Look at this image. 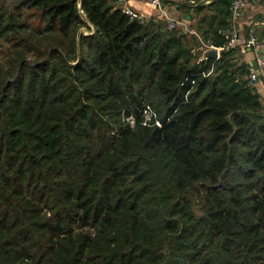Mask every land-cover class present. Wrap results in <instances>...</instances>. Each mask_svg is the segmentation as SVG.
<instances>
[{
    "label": "trees",
    "instance_id": "obj_1",
    "mask_svg": "<svg viewBox=\"0 0 264 264\" xmlns=\"http://www.w3.org/2000/svg\"><path fill=\"white\" fill-rule=\"evenodd\" d=\"M231 2L202 59L117 0H0V264H264V100Z\"/></svg>",
    "mask_w": 264,
    "mask_h": 264
},
{
    "label": "crops",
    "instance_id": "obj_2",
    "mask_svg": "<svg viewBox=\"0 0 264 264\" xmlns=\"http://www.w3.org/2000/svg\"><path fill=\"white\" fill-rule=\"evenodd\" d=\"M128 4L134 9L141 12L146 17H157L159 19L167 20V16L181 20L182 24L178 26L180 33H188L195 35L201 43L196 49L201 51V58L206 59L208 52L215 48L218 51V59L221 56L222 48L215 45L208 46L209 42L205 41L204 37L198 32L197 24L200 20L209 16V19L215 17L214 27L218 24L219 20L226 16L228 11L226 0H161L165 12H162L156 5L148 0H127ZM247 6L240 12L234 13L230 6V16L227 21L229 26L224 30L225 34H230L236 30L240 37H248L252 32L256 33L260 38L264 37V0H246ZM198 6H202L197 9ZM209 22L205 21L203 26L209 28ZM213 30V29H210ZM212 33V31H211ZM236 52L233 58L236 66L251 65L254 62V54L252 50L242 48L238 44L235 45ZM264 54V52H263ZM264 100V70L260 76V80L254 85Z\"/></svg>",
    "mask_w": 264,
    "mask_h": 264
},
{
    "label": "built area",
    "instance_id": "obj_3",
    "mask_svg": "<svg viewBox=\"0 0 264 264\" xmlns=\"http://www.w3.org/2000/svg\"><path fill=\"white\" fill-rule=\"evenodd\" d=\"M152 4L156 5L162 12H165L164 5L161 0H148ZM231 9L234 13L240 12L247 6L246 0H231ZM127 0H117V4L122 8V10L128 14L132 19L137 18L142 22L149 20V17H146L138 10L131 7ZM167 21L169 23L170 29L177 28L182 24L181 20L167 16ZM239 45L242 48L249 49L253 51L254 62L248 66L249 74L248 80L250 85H255L259 80L264 70V37L260 38L256 33H251L248 37H240L236 30L232 31V34L229 39L228 46ZM203 59V58H202ZM127 121L134 125L135 116L133 114L127 117ZM143 123L148 125L150 123L161 125L160 120L157 118L154 109L150 105H146L143 110Z\"/></svg>",
    "mask_w": 264,
    "mask_h": 264
},
{
    "label": "water",
    "instance_id": "obj_4",
    "mask_svg": "<svg viewBox=\"0 0 264 264\" xmlns=\"http://www.w3.org/2000/svg\"><path fill=\"white\" fill-rule=\"evenodd\" d=\"M208 46H213V42H209ZM207 55L216 58L218 56V51L215 48H212Z\"/></svg>",
    "mask_w": 264,
    "mask_h": 264
},
{
    "label": "rangeland",
    "instance_id": "obj_5",
    "mask_svg": "<svg viewBox=\"0 0 264 264\" xmlns=\"http://www.w3.org/2000/svg\"><path fill=\"white\" fill-rule=\"evenodd\" d=\"M81 31L84 33V34H86V32L88 31V29H86L85 27H82L81 28ZM127 115H126V117H125V119H126V121H127Z\"/></svg>",
    "mask_w": 264,
    "mask_h": 264
}]
</instances>
